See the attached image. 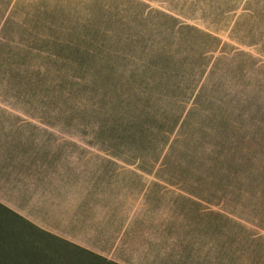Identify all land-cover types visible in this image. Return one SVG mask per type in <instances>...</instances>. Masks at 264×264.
<instances>
[{"label": "rangeland", "instance_id": "rangeland-1", "mask_svg": "<svg viewBox=\"0 0 264 264\" xmlns=\"http://www.w3.org/2000/svg\"><path fill=\"white\" fill-rule=\"evenodd\" d=\"M121 43L148 63L125 93L93 79ZM0 137L61 162L77 207L48 219L113 217L127 264H264V0H0ZM11 221L0 249L40 256L0 264H63Z\"/></svg>", "mask_w": 264, "mask_h": 264}, {"label": "crops", "instance_id": "crops-1", "mask_svg": "<svg viewBox=\"0 0 264 264\" xmlns=\"http://www.w3.org/2000/svg\"><path fill=\"white\" fill-rule=\"evenodd\" d=\"M2 140L0 137V215H13L17 218L15 224H21L31 231L35 240H29L31 236L28 240L31 244L34 241L32 245L36 249L52 245L65 251L63 264H72L75 256L84 257L88 254L112 264H127L115 258L117 230L108 225V220L113 222V217L98 218L89 210L86 214L81 212V219L75 211H71L72 215L67 211L59 213L58 220L48 219L50 208L54 204L61 205L62 201H71V207H77V192L72 187L76 181L68 175H53V167H61V162L52 163L48 160L51 154L44 152L38 153L39 159L34 157L35 152L23 153L22 155L27 157L20 158V153L13 152L12 147L4 146ZM56 156L61 158L67 154L59 153ZM120 230L122 236L124 229ZM27 252L40 256L39 252ZM73 253L76 254L74 257Z\"/></svg>", "mask_w": 264, "mask_h": 264}, {"label": "trees", "instance_id": "trees-1", "mask_svg": "<svg viewBox=\"0 0 264 264\" xmlns=\"http://www.w3.org/2000/svg\"><path fill=\"white\" fill-rule=\"evenodd\" d=\"M110 58L108 59V61L104 64V65H100L101 63H97L94 69H97V73L96 76L93 78L94 82L96 83L95 85L100 86L102 88H107V90H114V89H118L120 91H122L123 93L133 90L135 87V77H137L138 75H143L147 72L148 70V63H145L143 61H141L140 59L136 58L135 55L132 53V51H130L128 49L127 43H121V45H119L117 47V49H115L114 51H111L109 53ZM90 70L89 69H85V73H89L90 74ZM117 73V74H116ZM115 74V76H114ZM163 75V79L166 81V79L169 76V73H165L162 74ZM120 95V94H119ZM162 96V95H159ZM127 105H130L131 101H129V97L126 99ZM114 107V106H113ZM115 109L119 110L121 109L120 103H115ZM180 120V116H178V118H176L174 121H172L171 123V127L172 129L174 127H176L179 123ZM170 127V129H171ZM169 130V129H168ZM171 131V130H170ZM168 134H170V132H167ZM13 222V224H15L16 221V217H13V215L9 216ZM15 218V220H14ZM0 226H2L0 228V231H2V229H6L8 228L7 226H4L1 222H0ZM12 237H15L14 234H8V233H3L0 232V239L2 240H7V239H12ZM4 244V243H3ZM5 246H9L8 244H4L3 247ZM0 247H2L0 245ZM6 247L5 248H1L4 249L2 255H6V256H12V257H17V256H27V257H34V256H38V255H33V254H29L27 251L21 250L19 252H16L15 247L11 246V250ZM0 249V250H1ZM14 250V251H13ZM83 252V251H82ZM86 253V252H84ZM88 254V253H86ZM89 256V257H88ZM88 256H82L83 259V264H92V263H97V264H112L110 262H107L105 259H102L98 256H94V255H89ZM81 257L78 256L75 259H73L72 264H81L79 262V258ZM45 261H47L50 264H55L56 260H47V258H44ZM38 264H46L44 263L42 260L38 263Z\"/></svg>", "mask_w": 264, "mask_h": 264}]
</instances>
